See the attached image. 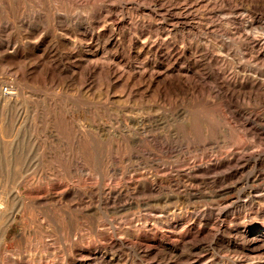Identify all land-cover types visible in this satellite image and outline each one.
Returning a JSON list of instances; mask_svg holds the SVG:
<instances>
[{
	"label": "rangeland",
	"instance_id": "1",
	"mask_svg": "<svg viewBox=\"0 0 264 264\" xmlns=\"http://www.w3.org/2000/svg\"><path fill=\"white\" fill-rule=\"evenodd\" d=\"M0 204V264H264V0H0Z\"/></svg>",
	"mask_w": 264,
	"mask_h": 264
},
{
	"label": "bare ground",
	"instance_id": "2",
	"mask_svg": "<svg viewBox=\"0 0 264 264\" xmlns=\"http://www.w3.org/2000/svg\"><path fill=\"white\" fill-rule=\"evenodd\" d=\"M140 31V30H139ZM258 34V33H257ZM71 49V48H70ZM140 51V50H139ZM90 52V51H89ZM104 65V64H103ZM98 67V66H97ZM97 69V68H96ZM103 69V68H102ZM94 71H95V69H94ZM105 71V70H104ZM113 71V70H112ZM153 71V70H152ZM109 72V71H108ZM107 72V73H108ZM185 72V71H184ZM140 73V72H139ZM144 73H145V71H144ZM89 74V73H88ZM177 74H179V72L177 73ZM181 74V73H180ZM171 75V74H170ZM108 76V75H107ZM106 76V77H107ZM119 77V76H118ZM132 77V76H131ZM131 77H129V78H131ZM140 77H141V75H140ZM175 78H177V79H175V80H177L178 82L180 81V82H182V83H188L189 84V80L187 79V77H184V76H177V77H175ZM112 79V78H111ZM145 79V78H144ZM169 79H171V77H168V78H166L165 79V81L166 80H169ZM191 79V78H190ZM109 80V79H108ZM148 80V79H147ZM156 81H157V79H156ZM155 81V82H156ZM164 81V82H165ZM149 82V81H148ZM167 82V81H166ZM147 83V82H146ZM151 83H153V82H151ZM172 83V82H171ZM129 84V83H128ZM174 84V83H173ZM136 85V84H135ZM190 85H191V83H190ZM146 86H147V84H146ZM176 86V85H175ZM191 87V86H190ZM195 88V87H194ZM193 88V89H194ZM12 89V88H11ZM149 89V88H148ZM188 89V88H187ZM8 91L7 90H5V93H4V95L6 96V95H9V93H7ZM5 100V99H4ZM9 101V100H8ZM4 102V101H3ZM55 114V113H54ZM4 145V144H3ZM5 146V145H4ZM15 146H16V144H15ZM4 149V148H3ZM6 149V148H5ZM73 156V155H72ZM60 157H63V156H60ZM74 157V156H73ZM20 158V157H19ZM59 158V157H58ZM75 158V157H74ZM79 158V157H78ZM84 158V157H83ZM49 160V159H48ZM77 160V159H76ZM83 160V159H82ZM86 160V159H85ZM104 160V159H103ZM63 161V160H62ZM67 161V160H66ZM69 161V160H68ZM71 161V160H70ZM98 161H100V160H98ZM74 162V161H73ZM77 162V161H76ZM80 162V161H79ZM58 164H61V163H58ZM64 164V163H63ZM62 164V165H63ZM67 164V163H66ZM92 164V163H91ZM99 164V163H98ZM57 165V164H56ZM68 165V164H67ZM77 165V164H76ZM106 165V164H105ZM5 166H6V163H5ZM8 166V165H7ZM16 166V165H15ZM18 166V165H17ZM19 167V166H18ZM63 167V166H62ZM72 167V166H71ZM91 167V166H90ZM61 168V167H60ZM64 168V167H63ZM69 168V167H68ZM15 169V168H14ZM13 169V170H14ZM17 169V168H16ZM59 169V168H58ZM80 169V168H79ZM74 172V171H73ZM93 172V171H92ZM74 173H76V172H74ZM66 174V173H65ZM53 183H54V181H53ZM57 183V182H56ZM55 183V184H56ZM29 184V183H28ZM45 185H46V187H44V188H42V189H40V190H38V189H32V191L30 190L29 192H25L26 194H27V201L28 202H30V203H32V204H34V205H39V204H42V203H49V202H53L54 200H56V197L57 198H60V200H62V199H64V197H65V195H66V192L65 191H62V193H60V192H58V193H60V194H56L55 192L56 191H58V190H60L61 191V189L63 188V186L62 185H59L60 184V182H59V184L58 185H52V186H47V184L46 183H44ZM52 184V183H51ZM44 185V186H45ZM90 189V188H89ZM88 189V190H89ZM66 190H68V188L66 189ZM69 191H70V189H69ZM91 192L90 193H92V190H90ZM70 193V192H69ZM22 196V195H21ZM67 198V197H66ZM68 199V198H67ZM25 201V200H24ZM65 201V200H64ZM67 201V200H66ZM61 202H63V201H61ZM24 203V202H23ZM27 203V202H26ZM57 203V202H56ZM12 205V204H11ZM25 205L26 204H18V205H14L12 208H8V207H5V206H2V204H0V223H1V221H2V219H4V218H7V221H5V223L3 224L2 223V230H1V234H0V244L1 245H3L4 243H5V241H6V234H7V232H8V230L15 224V222L17 221V215H20V216H22L23 214H24V212H25ZM28 205V204H27ZM42 205H44V204H42ZM40 206V205H39ZM28 208V207H27ZM62 217V216H61ZM60 218V217H59ZM2 222H4V221H2ZM16 239V238H15ZM2 248L4 249L5 247L4 246H2ZM1 250V249H0ZM55 262V261H54ZM46 264V263H45Z\"/></svg>",
	"mask_w": 264,
	"mask_h": 264
}]
</instances>
